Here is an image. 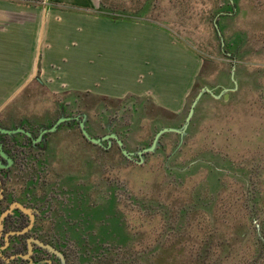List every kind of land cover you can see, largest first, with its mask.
Returning a JSON list of instances; mask_svg holds the SVG:
<instances>
[{
	"label": "rangeland",
	"instance_id": "obj_1",
	"mask_svg": "<svg viewBox=\"0 0 264 264\" xmlns=\"http://www.w3.org/2000/svg\"><path fill=\"white\" fill-rule=\"evenodd\" d=\"M100 1L131 12L150 3L141 21L198 55L199 79L182 111L171 112L146 98L55 92L37 74L0 109V126L32 130L44 153L11 186L24 190L30 177L44 188L35 192L41 231L67 264H264L254 238L255 225L264 236V152L246 134L264 125L248 119L264 112V0H233L220 36L213 11L226 0ZM232 67L238 92L222 104L218 94L236 86ZM10 97L0 95V107Z\"/></svg>",
	"mask_w": 264,
	"mask_h": 264
},
{
	"label": "crops",
	"instance_id": "obj_2",
	"mask_svg": "<svg viewBox=\"0 0 264 264\" xmlns=\"http://www.w3.org/2000/svg\"><path fill=\"white\" fill-rule=\"evenodd\" d=\"M97 2L0 0V95H11L0 109L38 74L55 92L85 91L111 101L146 98L159 110L182 111L203 67L199 56L155 23L99 15ZM232 69L236 86L218 94L222 104L238 92ZM261 117L264 112L248 114L254 121ZM16 129L23 135L24 126ZM246 134L264 152V125L248 127ZM78 211L71 206L70 217Z\"/></svg>",
	"mask_w": 264,
	"mask_h": 264
},
{
	"label": "flooded vegetation",
	"instance_id": "obj_3",
	"mask_svg": "<svg viewBox=\"0 0 264 264\" xmlns=\"http://www.w3.org/2000/svg\"><path fill=\"white\" fill-rule=\"evenodd\" d=\"M0 127L3 129L1 134L11 138L9 140L0 136V214L1 210L5 209L7 222L21 223L25 228V230L15 228L8 230L0 226V264H20V258L15 256L22 253H26L29 258H34L37 263L33 264H67L66 258L64 263H59L58 260L61 258L58 259L53 256L60 254L59 252L63 254V252L59 248L57 249L58 252L49 246L47 242H52V237L46 236L45 232L41 231L42 225L40 223L45 216V209L40 205L43 203V198L41 195H36L35 192L44 194L42 190L44 188L41 189L33 184L35 181L29 184V180H34L30 177L26 181L24 190L13 188L10 183L12 176L15 177L16 175L15 172L22 171L20 177H24L22 176L24 173L31 174L32 169L28 165L35 164L39 159L38 156L44 154L41 152V145L36 143V140H40L41 136L38 137L32 130L25 127L24 130L22 129L23 135L20 134L21 132H14L13 129L5 130L4 126ZM43 131L45 132L42 128L38 133ZM20 135L22 139L21 143H18L16 139ZM17 146L20 148L16 149ZM38 242L44 246L39 245Z\"/></svg>",
	"mask_w": 264,
	"mask_h": 264
},
{
	"label": "trees",
	"instance_id": "obj_4",
	"mask_svg": "<svg viewBox=\"0 0 264 264\" xmlns=\"http://www.w3.org/2000/svg\"><path fill=\"white\" fill-rule=\"evenodd\" d=\"M149 4L150 3H148V4L144 3L139 9L131 12L128 9L114 10V9H112L109 6H106L102 1H100V7L97 10V13L99 15L103 16V17H107V18H110L112 20H124V21H130V22H142L141 21L142 20L141 16H144V15L147 14V12L149 11V8H150ZM234 5H235V2H234ZM224 8L226 10H224ZM224 8L220 12L219 11L218 12L216 11L214 13V11H213V14H215V16H219V19L217 20V23H218L219 27L221 28V31L222 32H223V29H222L221 21H223V19L226 18L227 15H231V14H233V12H235L234 11V7L232 6V4H230V2L228 0L225 1ZM222 14H225V15L222 16V17H220V15H222ZM224 47L226 48L224 52L227 55L229 54V57L231 59H235L237 57V54H236L235 50H231L232 47L230 45H228V42L225 43V46ZM0 179H1V176H0ZM211 195H213V194H211ZM215 196H216V194H215ZM195 197H196V199L201 200V198H200V192H199V195H195ZM211 203H212V201H211ZM198 206H202V205L201 204H198ZM180 213H182V212H180ZM6 216H7V212L5 211V209H2L1 210V214H0V226H3V227H5L8 230H11L12 228L25 230V228L23 227L24 225L21 224V223H17V222L10 223V222H7L6 221L7 220ZM251 217H253V215ZM253 219H255V217ZM254 223H255V220H253V224ZM16 225H17V227H16ZM255 226H256V230H257L256 231V234L254 236L255 241L257 242V245L258 244L260 246L261 245H264V236L261 235V233H259L261 228L258 225H255ZM117 237H119V236H117ZM124 240H127V239H125L124 237H122V238L119 239L120 242H124ZM126 243H127V241H126ZM47 244L49 246L55 248L56 250L58 249V247L56 246V243H55L54 239H52V242H47ZM59 253L60 254H58V255L54 254L53 256L55 258H58V259L61 258V259L58 260L59 263H62V262L64 263V261H65L63 259L64 254H62L61 252H59ZM109 255H111V254H109ZM15 257L20 258V261H19L20 264H33V263H37L36 260H34V258H29L26 253H22V254H20L18 256H15ZM110 262L111 261H109V263Z\"/></svg>",
	"mask_w": 264,
	"mask_h": 264
},
{
	"label": "water",
	"instance_id": "obj_5",
	"mask_svg": "<svg viewBox=\"0 0 264 264\" xmlns=\"http://www.w3.org/2000/svg\"><path fill=\"white\" fill-rule=\"evenodd\" d=\"M228 1L230 2V4H234V3H233V0H228ZM97 6H98V8L100 7V2H97ZM215 29H216L218 35L220 36L221 33H220L219 28H218V24H215ZM220 40H221L222 45H223V40H222V38H221ZM233 73H234V67H233V69H232V75H234ZM34 75H35V74H34ZM33 77H34V76H33ZM206 90H207V91H206ZM204 91L210 93V91H209L208 89H204ZM200 95H201V94H199V96H200ZM197 98H198V97H197ZM223 99H224V101H226V100L228 99V96L225 95ZM38 243H39V242H38ZM39 245L44 246L42 243H39Z\"/></svg>",
	"mask_w": 264,
	"mask_h": 264
}]
</instances>
